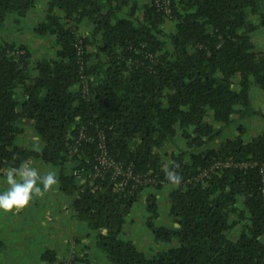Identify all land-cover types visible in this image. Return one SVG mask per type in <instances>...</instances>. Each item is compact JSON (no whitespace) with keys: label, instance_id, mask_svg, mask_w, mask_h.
Instances as JSON below:
<instances>
[{"label":"trees","instance_id":"trees-1","mask_svg":"<svg viewBox=\"0 0 264 264\" xmlns=\"http://www.w3.org/2000/svg\"><path fill=\"white\" fill-rule=\"evenodd\" d=\"M36 2L0 0V26ZM171 7L167 16L152 0H47L34 31L54 37L51 56L1 41L0 171L30 157L69 161L60 187L74 194L77 217L99 231L96 244L114 264H264V132L245 140L240 126L205 146L235 114L252 111V85L264 96V51L254 49L248 26L249 14L264 23V0H171ZM82 20L92 25L88 33ZM166 20L172 30L162 27ZM24 118L39 151L16 143ZM178 133L187 148L166 152ZM100 141L149 183L120 190L108 171L89 176ZM168 168L181 176L170 193L175 226L154 225V193L145 198L146 224L156 240L176 244L147 256L121 234L140 191L170 182Z\"/></svg>","mask_w":264,"mask_h":264},{"label":"crops","instance_id":"crops-1","mask_svg":"<svg viewBox=\"0 0 264 264\" xmlns=\"http://www.w3.org/2000/svg\"><path fill=\"white\" fill-rule=\"evenodd\" d=\"M145 1L142 0V2ZM46 6L47 0H37L36 6L26 15H8L4 23L0 26V30L8 31L10 29L15 31L16 39L13 36L3 41H14L16 43L26 44L32 52V40L33 38L35 39L33 35L35 33L34 26L44 19ZM55 11L59 14L61 13L59 10ZM38 15L41 18L35 21L33 17L35 18ZM250 19L254 21L256 26L253 30L249 31L254 49L264 51V45H262L263 50L256 48L253 37V35L255 36L256 30L262 36L264 35V23L258 14H252ZM162 27L166 31H169L174 28V23L166 20ZM91 28L92 25L87 20H82L79 23V30L84 34L88 33ZM93 48L92 46H88L89 51L93 50ZM47 50L42 51L37 57L51 56L55 52V46L52 52ZM256 107H260L264 111V96L261 90L254 88L250 91V108L252 113L250 112L244 115L235 114L232 121L222 126L219 134L207 142L205 146L217 147L226 138H231L238 134L235 132L240 126L244 129L241 136L245 140L264 132V129L259 131L260 129L258 130L255 126L253 129L259 132L255 133L254 131V134L250 137H243L246 130L242 124L244 119L246 118V121L250 119L253 121L252 119L255 120L254 117L260 116L261 112L257 113L258 111L254 110ZM252 115H254L253 118H251ZM256 120L258 121V119ZM20 126L22 127V131L16 136V143L27 148L40 149L42 142L35 132L31 121L24 118ZM215 126L219 127L221 124L216 123ZM224 128H227L231 132H224ZM186 148V140L178 133L174 136V142L166 144L164 150L170 153L179 152L180 149ZM165 158H168V156H165ZM27 161L36 167L41 175L50 169H55L58 180L55 185L47 190L41 184V192L39 194L34 193L32 200L24 208L10 211L0 210V264H114L109 261L106 254L96 244V237L99 231L89 228L85 221L77 217L72 206L74 194L64 192L60 187V172L62 169L65 171L69 170L71 166L70 162H65L62 166L60 164L46 163L39 157H30ZM9 167L12 166H8L0 171V187L3 186L4 174ZM176 187L171 182L164 183L158 189L148 186L144 187L132 205L130 213L127 215L128 217H126L123 227L125 234L123 232L122 237L124 239H130L132 236L130 235V229L138 223H143V226L147 225L145 224L147 219L145 216L147 213L144 214V208L145 198L148 193H154L156 196L157 216L155 217V224L170 228L174 227L175 224L169 213V208L171 203L170 193ZM233 230L238 232L239 227L235 226ZM144 234L146 235V233ZM160 243L162 242L156 243L154 237L151 236L150 249L154 248L155 251L145 254L150 256L157 251L166 249L165 247L172 246L171 244L175 245L176 240L173 239L172 242L167 243L168 245Z\"/></svg>","mask_w":264,"mask_h":264},{"label":"clouds","instance_id":"clouds-1","mask_svg":"<svg viewBox=\"0 0 264 264\" xmlns=\"http://www.w3.org/2000/svg\"><path fill=\"white\" fill-rule=\"evenodd\" d=\"M39 151V148L35 149ZM167 179L174 186L181 182V176L171 168L166 169ZM58 177L55 169L45 174L41 173L29 161H22L19 166L7 168L4 174L3 186L0 187V210H19L29 204L33 194L41 192L40 185L45 190L57 183Z\"/></svg>","mask_w":264,"mask_h":264},{"label":"rangeland","instance_id":"rangeland-1","mask_svg":"<svg viewBox=\"0 0 264 264\" xmlns=\"http://www.w3.org/2000/svg\"><path fill=\"white\" fill-rule=\"evenodd\" d=\"M250 16H252V14L248 15V18H249V25L248 26L253 25V28L251 29V30H253L256 26L254 24V21H252V19H250ZM40 18H41L40 15L36 16L35 18L33 17V19L35 21H37V19L39 20ZM33 35L35 36V39L33 38L32 45H31L32 52L34 54L33 56L37 57V56H39L41 54L42 51H46L47 49L50 52H52L54 50V37L52 35H48L47 34V35H40L39 36L38 33H34ZM13 36H14V39H16L15 38L16 32L13 31V30H10V29L8 31H1L0 30V41H3L5 39H10ZM263 36H262V34L258 33V30L255 31V36L253 35L254 43H255L257 49L263 50V48H262V45H264ZM254 88H256L257 90H261L259 87H257V85H252L251 88H250V91L253 90ZM254 110L258 111L257 113L261 112L260 113L261 117L260 116L259 117H254L255 120L252 119L253 121H251V119L249 121H246L245 120L246 118L244 119L242 124H243V126H245V129H246L245 132H244V135H243V137H245V138H248L251 135H253L254 131L256 133V132L262 131L264 129V111H262L260 107H256ZM256 111H254V112H256ZM251 113H252V111H251ZM253 116L254 115H252L251 118H253ZM206 118L208 120H211V115H208ZM256 119H258V121ZM236 123H238V122H236ZM255 126L258 128V130L259 129L260 130L257 131L255 129H253V127H255ZM224 132L230 133L231 131L230 130L228 131L227 128H224ZM235 133H238V130H236ZM144 209H145V213L144 214L147 213L145 217H147L148 211L146 210V206H145ZM139 213H140V211H139ZM143 217H144V215H143ZM155 222H156V219L154 218L153 219V223H154L155 226H158V225L155 224ZM145 224H146V221H145ZM142 227H143V229H142ZM123 232L124 231H122L121 235H123ZM130 232H131L130 235H132L130 239L132 241L134 240L135 242L133 241V243H135L136 247L138 249L142 250L144 253H151V252L155 251L154 248L150 249V246H151L150 237L151 236L154 237V241L156 243L157 242H162L160 244H164V245H166L167 243H170V242H165V241H162V240H156L152 229L150 227H148L147 225L143 226V223L142 224L138 223L137 225H135V227H132L130 229ZM144 233H146V235ZM124 234H125V232H124ZM237 234H238V232L236 230H233V229L227 233V235L230 238L235 237V235L237 236ZM171 245H173V244H171ZM165 248H167V247H165Z\"/></svg>","mask_w":264,"mask_h":264},{"label":"built area","instance_id":"built-area-1","mask_svg":"<svg viewBox=\"0 0 264 264\" xmlns=\"http://www.w3.org/2000/svg\"><path fill=\"white\" fill-rule=\"evenodd\" d=\"M155 6L165 13L167 16H171L172 7L171 0H152ZM85 137V133L81 129L78 134V139ZM77 148L74 147L72 151H75ZM95 164L93 166V172L89 173L90 175H95L101 171H108L110 174V179L113 180L116 184V187L120 190H124V188L132 181L131 187L134 188L136 184H146L149 183V178H142L140 175H136L133 173L132 167L130 165H124L121 162H114L110 156L107 154L106 149L102 141L98 144V152L95 158ZM231 163L228 161L225 162H217L214 166H229ZM247 163H242L241 165H246ZM76 176H79L80 173L77 171L73 172ZM264 191V186H263Z\"/></svg>","mask_w":264,"mask_h":264}]
</instances>
